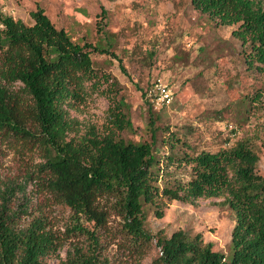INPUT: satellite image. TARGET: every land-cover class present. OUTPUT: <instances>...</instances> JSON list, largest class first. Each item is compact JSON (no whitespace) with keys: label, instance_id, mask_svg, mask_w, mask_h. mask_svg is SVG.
Instances as JSON below:
<instances>
[{"label":"trees","instance_id":"trees-1","mask_svg":"<svg viewBox=\"0 0 264 264\" xmlns=\"http://www.w3.org/2000/svg\"><path fill=\"white\" fill-rule=\"evenodd\" d=\"M191 5L215 27L236 26L231 34L240 42L247 69L264 73V0H191ZM100 14L96 33L106 35V46L102 39L99 44L74 42L39 6L30 12L32 25L0 13V133L37 142L51 192L77 219L103 224L98 201L114 199L131 244L140 249L155 240L159 251L150 264H264V174L251 139L216 152L193 151L176 133L165 134L156 125L158 116L146 99L151 83L139 88L148 106V141L122 137L133 130L122 100L112 102L107 133L91 129L68 138L72 121L65 106L81 100L85 84L97 76L91 53L117 60L125 72L104 32L106 11ZM183 167L189 169L184 181L173 171ZM9 197L0 186V264H46L60 248L57 238L41 218L18 228L16 214L7 206ZM213 198L223 199L219 204L235 221L228 254L214 250L200 235L177 230L163 238L145 229L147 206L161 219L172 201L193 204ZM74 229L89 234L92 243L75 248L58 264H99L96 236L83 225Z\"/></svg>","mask_w":264,"mask_h":264},{"label":"rangeland","instance_id":"rangeland-1","mask_svg":"<svg viewBox=\"0 0 264 264\" xmlns=\"http://www.w3.org/2000/svg\"><path fill=\"white\" fill-rule=\"evenodd\" d=\"M37 6L79 44L107 42L106 35L96 33V23H102L100 13L106 11L104 32L111 37V51L125 69L122 72L119 62L107 55L91 53L97 76L85 84L81 100L65 106L72 121L68 138L77 139L91 129L107 133L112 102L122 100L133 125L122 137L148 141V106L139 88L161 77L174 93L168 108L152 109L158 116L156 125L165 134L167 130L176 133L196 152H216L251 139L260 158L259 171L264 174V73L247 69L240 42L231 34L236 26L215 27L194 10L191 0H0V13L32 25L30 12ZM43 163V150L36 141L0 133V186L9 191L7 206L16 214L15 225L25 228L41 218L60 245L57 254L45 259L46 264H58L75 248L91 245L89 234L74 229L78 225L96 236L99 264L151 263L159 251L155 240L140 249L132 245L114 199L98 201L105 216L103 224L77 219L51 192ZM173 171L182 181L189 177L186 167ZM222 201H172L161 219L147 206L145 229L163 238L177 230L191 237L200 235L214 250L228 254L235 221L229 209L219 204Z\"/></svg>","mask_w":264,"mask_h":264},{"label":"built area","instance_id":"built-area-1","mask_svg":"<svg viewBox=\"0 0 264 264\" xmlns=\"http://www.w3.org/2000/svg\"><path fill=\"white\" fill-rule=\"evenodd\" d=\"M146 99L155 111L168 108L174 99L171 86L161 77L155 78L146 90Z\"/></svg>","mask_w":264,"mask_h":264}]
</instances>
